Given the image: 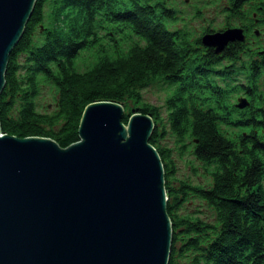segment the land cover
Here are the masks:
<instances>
[{
    "label": "trees",
    "instance_id": "16d2710c",
    "mask_svg": "<svg viewBox=\"0 0 264 264\" xmlns=\"http://www.w3.org/2000/svg\"><path fill=\"white\" fill-rule=\"evenodd\" d=\"M213 3L247 35L222 53L202 41L216 28L207 24L194 35L187 15L168 0H37L10 54L1 126L66 147L80 139L91 102L123 103L125 123L134 109L151 114L150 141L165 165L173 226L169 264H264V0ZM249 33L257 43L249 44ZM86 49H96L98 60L80 70ZM41 80L58 90L54 110L38 109ZM156 82L174 88L166 102L169 128H160V106L141 103L142 89ZM242 97L249 102L244 107ZM168 132L205 166L208 184L176 176L171 148L162 144ZM193 198L213 208V220L182 213Z\"/></svg>",
    "mask_w": 264,
    "mask_h": 264
},
{
    "label": "water",
    "instance_id": "95a60500",
    "mask_svg": "<svg viewBox=\"0 0 264 264\" xmlns=\"http://www.w3.org/2000/svg\"><path fill=\"white\" fill-rule=\"evenodd\" d=\"M37 0H0V96L10 54ZM259 34V29L256 30ZM243 26L202 35L222 53ZM241 98L239 106L248 105ZM89 103L80 139L4 132L0 119V264H169L173 226L151 114Z\"/></svg>",
    "mask_w": 264,
    "mask_h": 264
},
{
    "label": "rangeland",
    "instance_id": "374dc122",
    "mask_svg": "<svg viewBox=\"0 0 264 264\" xmlns=\"http://www.w3.org/2000/svg\"><path fill=\"white\" fill-rule=\"evenodd\" d=\"M154 1V0H152ZM173 4L177 10H182L185 15H187V19L189 21V26H195L192 30L194 35H201L205 30V26L210 24L218 30V28L226 27V26H240V21H232L230 24H227L225 21V17L222 16L216 9L211 7V4H214L215 0H168ZM226 2V0H223ZM197 9L202 12V14H198ZM176 10V12H177ZM259 29V34H257L258 38L261 39L263 37L261 29ZM216 30V31H217ZM255 38V36L249 33L248 42L253 45V43H257L255 41L259 40ZM264 39V37L262 38ZM98 60V54L96 53V49H86L82 52L80 57L77 60V66L80 70H85L90 66L94 65ZM41 88L40 93L37 96V106L40 111L45 110H54L56 106V99L58 97V90L56 86L50 84L44 80H41ZM262 86H264V81H261ZM174 92V88L170 87L167 84H163L162 82H156L142 89V102L160 106L163 111L164 121L161 122L160 128H169L168 122L166 120V102L170 95ZM245 98V97H242ZM135 110V109H134ZM132 111V113L134 112ZM127 124V123H126ZM162 144L166 147L171 148L172 159L175 163L176 168V176L179 178L187 179L192 181L193 183H201L208 184L210 181V176L208 175V171L205 166L194 157L193 153L189 150L181 149L179 147V143L176 140L175 136L171 133H165L162 138ZM209 170L212 169V166H208ZM182 213H192L193 215H199L201 218L205 220H213L214 219V210L207 206L201 199L193 198L192 201L188 202L184 205V210Z\"/></svg>",
    "mask_w": 264,
    "mask_h": 264
},
{
    "label": "bare ground",
    "instance_id": "6f19581e",
    "mask_svg": "<svg viewBox=\"0 0 264 264\" xmlns=\"http://www.w3.org/2000/svg\"><path fill=\"white\" fill-rule=\"evenodd\" d=\"M97 47V46H96Z\"/></svg>",
    "mask_w": 264,
    "mask_h": 264
}]
</instances>
